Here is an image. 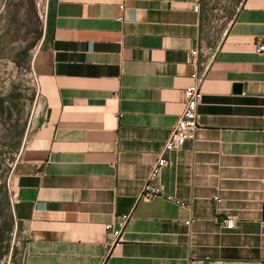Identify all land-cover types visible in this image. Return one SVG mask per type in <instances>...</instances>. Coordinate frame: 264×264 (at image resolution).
Segmentation results:
<instances>
[{"label": "crops", "instance_id": "1", "mask_svg": "<svg viewBox=\"0 0 264 264\" xmlns=\"http://www.w3.org/2000/svg\"><path fill=\"white\" fill-rule=\"evenodd\" d=\"M227 8L209 31L206 0H50L32 61L42 108L11 178L17 264H264V0ZM194 48L217 50L196 138L168 153L165 196L139 200Z\"/></svg>", "mask_w": 264, "mask_h": 264}, {"label": "rangeland", "instance_id": "2", "mask_svg": "<svg viewBox=\"0 0 264 264\" xmlns=\"http://www.w3.org/2000/svg\"><path fill=\"white\" fill-rule=\"evenodd\" d=\"M206 3L209 31L222 27L234 0ZM47 4L50 0H0V264H17L19 259L11 178L42 108L32 61L47 32Z\"/></svg>", "mask_w": 264, "mask_h": 264}, {"label": "built area", "instance_id": "3", "mask_svg": "<svg viewBox=\"0 0 264 264\" xmlns=\"http://www.w3.org/2000/svg\"><path fill=\"white\" fill-rule=\"evenodd\" d=\"M120 8L121 10L124 9V4H121ZM193 9L195 11H198L200 9V4L198 1L195 2ZM122 18L123 16L119 17V19ZM216 52L217 50H210L209 53L206 54V60L201 61V49L194 48L191 50L189 64L192 70L191 77L193 79V83L184 89L183 112L178 122L172 129V132L165 143L163 152L150 168L149 174L140 191L139 200L151 202L157 197L165 196L163 188L158 182V178L163 168L170 164L168 153L184 147L189 141L195 140L197 131L199 129L198 109L199 105L203 101L204 96L201 84L207 76V70L215 59ZM256 52L264 53V41H261L257 44ZM130 217L131 214L129 213L123 214L117 224L109 223L105 226V229L110 232L113 238V243L111 245H108V247L117 246L120 244L122 240L123 230ZM234 223L235 219L231 216L224 220V224L228 228H232L234 226Z\"/></svg>", "mask_w": 264, "mask_h": 264}, {"label": "water", "instance_id": "4", "mask_svg": "<svg viewBox=\"0 0 264 264\" xmlns=\"http://www.w3.org/2000/svg\"><path fill=\"white\" fill-rule=\"evenodd\" d=\"M235 91H236V92H241V91H242V85H241L240 83H237V84L235 85Z\"/></svg>", "mask_w": 264, "mask_h": 264}]
</instances>
